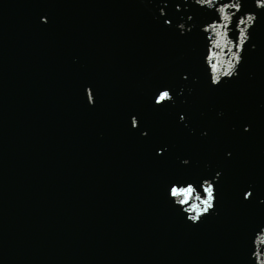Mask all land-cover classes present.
<instances>
[{
    "label": "water",
    "instance_id": "obj_1",
    "mask_svg": "<svg viewBox=\"0 0 264 264\" xmlns=\"http://www.w3.org/2000/svg\"><path fill=\"white\" fill-rule=\"evenodd\" d=\"M245 12L238 75L214 87L201 27L218 17L193 0H0V264H255L264 10ZM204 179L215 209L193 224L168 189Z\"/></svg>",
    "mask_w": 264,
    "mask_h": 264
},
{
    "label": "clouds",
    "instance_id": "obj_2",
    "mask_svg": "<svg viewBox=\"0 0 264 264\" xmlns=\"http://www.w3.org/2000/svg\"><path fill=\"white\" fill-rule=\"evenodd\" d=\"M148 2L150 3L151 0ZM193 2L209 11L214 10L218 17L201 27L208 42L203 60L208 70L210 84L215 87L223 80L238 75V67L243 61L242 53L245 45L251 39L250 30L254 26L257 16L255 13L245 12L237 18L236 14L242 11V0H234V2L233 0H228V2H224V0H193ZM254 4L257 10H264V0H254ZM160 14L164 15L163 10ZM234 21L235 28L232 27ZM41 22L46 23L47 21L42 17ZM170 23V21H165L166 25H170ZM178 28L181 30V34H184V24H179ZM233 31L236 32L235 39L232 36ZM183 78L187 79L186 76ZM85 93L88 104L93 106L95 99L91 88H86ZM172 102H174V98L169 89L160 90L153 101L157 106ZM180 119L184 120L183 115ZM131 125L133 128L138 126L135 117L131 118ZM244 130L248 131L249 128L245 126ZM142 135H147V133L144 132ZM157 154H162L161 150H157ZM182 163L187 164L188 161L184 160ZM219 175L220 173H216L213 180ZM251 195V191L246 192L244 199H249ZM168 198L172 200L174 206L181 209L189 222L196 224L215 209V185L208 179L201 182L199 189L193 183H173L168 189ZM251 243L253 250L249 258L254 260L255 264H264V226L254 233Z\"/></svg>",
    "mask_w": 264,
    "mask_h": 264
}]
</instances>
